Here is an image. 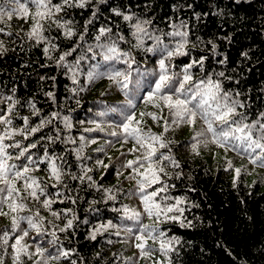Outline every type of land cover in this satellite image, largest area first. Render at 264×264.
Returning a JSON list of instances; mask_svg holds the SVG:
<instances>
[{
	"label": "trees",
	"instance_id": "trees-1",
	"mask_svg": "<svg viewBox=\"0 0 264 264\" xmlns=\"http://www.w3.org/2000/svg\"><path fill=\"white\" fill-rule=\"evenodd\" d=\"M52 2L58 4L61 0ZM20 4L28 8L27 17L19 12ZM95 8L99 9L97 18L89 25L84 39L80 40L85 22L92 18ZM111 8L135 14L133 21L115 16ZM13 9L17 11L9 18L7 13ZM0 12L4 14L0 17V43L6 49L0 54V97L11 96L20 102L9 115L7 108L12 101L0 99V115L12 119L10 127L13 128L23 125L19 119L23 116L29 117V127L38 125L41 120L52 119L50 124L27 140L15 135L4 141L6 144L19 141L22 147L40 141L37 148L30 150L36 160L32 167L36 170L29 175L42 181L41 187H47L46 195L40 196L39 200L28 197L22 201L26 204L24 211L12 213L7 204L0 206V210L7 213L0 215V236L8 233L7 244L0 240L3 263L13 264V249L10 246L15 237L25 230L29 234L24 237L23 243L29 245V253H34L37 246L46 251L44 258L38 255L29 258L22 254V264H37V261L45 264V260L47 264H72L73 261L75 264L129 263L127 239L134 238L143 219L128 218L141 204L138 199L137 204L135 202L134 181H130L134 180L133 169L138 165L134 164L132 168L125 165L129 160L135 161L145 154V149L140 148L134 139L124 136L121 125L125 115H131L135 118L133 127H139L143 133L163 134L167 143L166 148H159L158 144L156 147L157 155L163 153L171 157V160L162 162L167 175L158 173L162 182L169 186L160 196L171 199L162 201L158 196L156 201L163 205L174 203L176 198L182 199L184 203L180 207L184 208V213L181 220L186 218L185 223L192 222L191 227H182L178 221H167L160 226L167 238L176 237L180 241L173 245L176 251H169V264H264V180L248 184L247 172L243 169L235 174L229 164L230 159H217L214 164L208 160V156L213 158L218 151H233L239 153L242 159L249 160L248 168L260 150L249 156L243 147H219L212 143L211 134L205 132L206 125L202 120L197 119L194 125L175 124L172 123L175 117L163 104L156 107L151 102H145L146 93L154 87L150 83L155 79L151 73L158 70L157 62L161 56L145 51L153 47L152 39L144 38L142 47H133L136 40L130 27L136 17L150 19L152 25L148 28L149 32L160 35L161 31H172L171 24L185 21L189 31L187 50L190 56H177L170 62L166 61L171 64L169 71L180 72L191 59L206 56L203 73L199 67L191 70L194 79L220 71L232 77V80L224 81V87L233 92L235 99L244 103L245 107L237 111L246 114L247 122L251 123L264 112V0H108L107 4H98L97 0H93L92 5L73 7L57 14V19L73 23L65 28L52 24L50 30L43 33L46 37L55 38L52 40L57 45L54 51L47 40L38 43L28 35L33 27L32 14L35 12L31 0H0ZM45 27L48 28V23ZM69 27L76 32L70 38L64 35ZM100 27L111 28V39L117 42L120 52H130L134 58L127 90H121L107 75L92 81L88 79L89 71L107 73L114 69L125 71L128 67L120 61L103 60L101 49L96 45L107 43L108 37H101L99 42L95 40ZM119 35H123L127 42L120 41ZM168 41L169 38L164 37V42ZM209 41L217 45L215 51ZM193 43L196 47L192 46ZM45 47L49 48L52 59L45 55ZM89 47L92 51L88 50ZM73 48L76 50L66 57L68 66H64L63 62L58 65L59 56ZM245 52L247 57L242 55ZM225 58L224 64L218 63ZM69 67L75 69V77ZM138 79L139 85L136 84ZM49 92L54 94V99L46 95ZM236 92L240 93L238 97ZM129 99L136 105L134 109L128 106ZM29 101L39 110V115L32 114ZM113 108L116 111H112ZM53 112L58 113L56 118L51 117ZM141 113L145 115L141 116ZM148 113L162 119L153 120ZM64 117L68 118L70 128L66 127ZM165 120L170 125L166 132ZM5 127L8 126L0 125V132ZM112 132L119 135L112 136ZM198 132L205 134L196 137ZM57 134L59 139H56ZM42 136L53 137L55 143L41 140ZM81 136L85 139L81 140ZM93 140L94 143L91 142ZM193 144H196L195 150ZM45 148L49 157H63L56 160L57 167L64 173L61 181L51 175L50 162L44 156ZM7 151L15 156L19 149L9 148ZM22 162L23 158L8 161L17 165ZM256 163L261 165L259 161ZM86 169L90 171L85 175ZM73 175L84 176V179L73 180ZM15 183L20 189L17 199L27 197L24 181L17 180ZM0 187L3 185L0 184ZM160 187L161 184H154L146 187V192ZM57 192L62 195L57 196ZM111 196L115 199H110ZM44 199L55 201L50 209L43 207ZM53 211L61 215L53 216ZM37 212L39 216H36ZM14 215L31 216L37 221L43 217L39 234L26 220H21L19 227L13 230ZM68 219H73V227L61 232L59 229L65 227ZM109 220L117 228L101 230L95 239H91L94 229ZM117 231L119 235L115 234ZM53 232L55 243H50L54 240ZM60 251H68L69 255L59 259L49 258L58 256Z\"/></svg>",
	"mask_w": 264,
	"mask_h": 264
},
{
	"label": "snow or ice",
	"instance_id": "snow-or-ice-1",
	"mask_svg": "<svg viewBox=\"0 0 264 264\" xmlns=\"http://www.w3.org/2000/svg\"><path fill=\"white\" fill-rule=\"evenodd\" d=\"M31 3L35 5V12L32 14L34 23L28 35L29 37H34L38 43L47 40L51 44V49L54 51L57 49V45L52 43V40L55 38L46 37L43 33L50 30L52 24H55L57 28H65L66 25H71L73 23L71 20L64 21L62 19H57V14L65 12L66 9H71L73 7L84 8L86 5H92L93 0H61L58 4H54L52 0H31ZM97 3L107 4L108 0H97ZM18 10L25 17L29 15L28 8L23 4L19 5ZM110 10L115 16H122L124 21H133L135 14H125L117 8H111ZM15 11L17 10L13 9L12 12H8L7 16L11 18ZM98 12L99 9L95 8L92 12V18L85 22L84 32L80 34V40H83L84 36L88 33L89 25L93 24V19L97 18ZM3 15L4 14L0 12V17ZM45 23H48V28L45 27ZM150 25H152L150 19H141L139 17H136L135 22L130 25L131 29H133L131 34L136 40L133 47H142L144 38L152 39L154 40L153 47L147 48L145 51L154 52L161 56L157 62L158 70L151 73V75L155 77V79L150 82L154 87L146 93V96L144 97L145 102H151L156 107H160V104H163V106L169 110L170 114L175 117V119L172 120V123L175 124L185 123L188 125H194L197 119L202 120L206 125L205 132L211 134L212 143L217 144L219 147H243V151L248 153L249 156H252V154L259 149L260 153L252 159V162L256 163L259 161L261 166H264V112H261L257 119L253 120L251 123L247 122V115L237 111L238 108L245 107L244 103L235 99L233 97V92L231 90H226L224 87V81L232 80V77L226 76L224 71L203 75L202 78L198 80L194 79L191 70L195 67H199L200 71L203 73L204 62L207 59L206 56H201L198 59H191L189 63L182 67L180 72H170L169 68L171 67V64L166 63V61L170 62L172 58L177 56H190V52L187 50V46L190 43V40L188 39V26L185 21L181 20L179 24L170 25L172 31L167 33L161 31L160 35H155L154 32H149L148 28ZM98 33L99 34L95 36V40L98 42L101 40V37H108L107 43H98L96 45V47L101 49L103 60L106 62L120 61L127 64L128 67L125 71L114 69L107 73H100L94 70L89 71L87 74L88 79L92 81L98 77L107 75L110 80L115 81L121 87V90H127L128 85L131 82L129 77L131 76V65L134 63V58L131 56L130 52H120L117 42L111 39V28L100 27ZM75 34V30L71 27L67 28L64 32V35L69 38ZM164 37L169 38L168 43L164 42ZM118 39L120 41H125L123 35H119ZM197 40H199V37H197ZM209 43L212 44V49L215 51L217 45L211 41H209ZM192 46L196 47V44L193 43ZM75 50L76 49L73 48L70 51L61 54L57 60V64L60 65L63 62L64 66H68L66 57L71 56L72 52ZM88 50L92 51V48L89 47ZM3 51H6V49H3L2 43H0V54H2ZM44 52L49 59H52L48 47L44 48ZM242 55L247 57L248 54L245 52L242 53ZM226 59L227 58L220 60L218 63L224 64ZM76 63L79 64V61ZM69 70L73 71L75 77V69L69 67ZM145 74L147 75V73ZM121 77L122 79H119ZM73 82L75 83V78ZM236 83L238 84L239 81H236ZM136 84H140L139 79L136 81ZM14 91L15 89H13V92ZM46 95L54 99L53 93L49 92L46 93ZM239 95V92L235 93V96L238 97ZM0 99L12 101L7 108L9 115L13 114L15 106L20 103L19 100H13L11 96L6 98L0 97ZM28 103L33 109L32 114L39 115V110L35 108V105L31 101ZM127 103L132 109L136 107L131 99H129ZM111 110L116 111L115 108ZM100 115H104V113H100ZM143 115L145 114L141 113V116ZM147 115H150L153 120L162 119V117H158L154 113H148ZM57 116L58 113L56 112L51 114L52 118H56ZM19 119L23 121V125L19 128H13L10 127L13 124V120L5 115H0V125L8 126L0 132V184L3 185V187H0V206L7 204L8 209L12 213L21 212L26 209V204L22 202L24 199L31 197L39 200L40 196H45L47 185L41 187L42 181L29 175L30 172L36 170L32 167V165L36 164V160L33 159L34 154H32L30 150L37 148L40 141L36 140L30 142L24 147L21 146L19 141L12 144H6L4 141L12 139L15 135H21L23 139L27 140L30 136L40 132L43 127L52 122V119L41 120L38 125L29 127V117L23 116L19 117ZM134 119L135 118L131 115H125L121 127L125 138L127 139L130 137L134 139L140 148L145 149V154L142 158L138 157L135 161L129 160L125 166L132 168L134 164L138 165L133 170L137 175L141 176V180L137 183L139 185V192L142 194L141 199L145 205V211L149 216H155L158 222L159 218L163 217L165 222L178 221L182 227H191V221L185 223L186 218L185 220H181L184 213V208L180 207V205L184 203L182 199L176 198L174 203L163 205L155 201L154 198L160 196L161 193H165L169 187L162 182L158 173H164L167 175L164 166H162V162L171 160V157L164 155L163 153L157 155V144L159 148L167 147V143L163 140V134L156 135L153 133H143L139 127H133ZM64 120L66 122V127L70 128L71 124L68 123V118L64 117ZM136 123L138 125L139 121ZM169 126L168 121L165 120V132L168 131ZM93 130L94 129H85V131ZM100 130L102 131L103 129ZM205 132L196 133V137L203 136ZM111 135L118 136L119 134L117 132H112ZM196 137L193 139H196ZM40 139H47L50 143H55L53 137L45 138L42 136ZM56 139H59V134H57ZM80 139L84 140L85 137L81 136ZM91 142L94 143L95 141L93 140ZM9 148L19 149L18 154L13 156L7 151ZM195 148L196 144H193V149L195 150ZM44 156L50 162L49 167L51 169L52 177L57 181H61L64 173H62V170L57 167L56 160L63 159V157H49L46 148ZM21 158H23L24 162L20 165L8 163L9 160H21ZM145 162L147 163V167H145ZM173 163L175 162L173 161ZM105 167H107V165H105ZM141 168H144V172H140ZM87 171H90V169L85 170V175L87 174ZM235 171L239 174L240 169H236ZM71 178L73 180L80 179L83 181L84 176L77 177L73 175ZM87 178L88 180H91V177ZM17 180L24 181L23 188L24 191L27 192V197H21L19 200L17 197L20 195V189L16 187L15 183ZM154 184H161V187L147 193L146 187H151ZM53 187H55V185H53ZM37 191H39V195L37 194ZM56 195L59 196L62 195V193L57 192ZM109 198L115 199L114 196ZM160 199L162 201H167L171 198L160 196ZM54 202L55 201L51 199H44L43 207L45 209H50L51 204ZM72 202L75 203L74 200ZM125 213L127 215V209H125ZM170 213H179V215H169ZM0 215H7V213L0 210ZM52 215L59 217L61 213L53 211ZM36 216H39V212L36 213ZM139 217L140 214L135 212L132 213L131 216H128L129 219L134 220H139ZM73 219H75V217ZM73 219H68L65 227L59 230L64 232L71 229L73 227ZM21 220H26L28 225L31 228L36 229L39 234L43 217H40V220L37 221L31 216L18 217L14 215L12 217L13 230L19 227V222ZM109 228H117V225L113 224L111 220L106 224H100L99 227L94 229L90 234V238L95 239L97 233ZM124 230L128 232L131 231V229ZM28 234V231H23L22 235H17L15 237V242L11 244L10 247L13 249V264H22V254L29 256V258H31V255H38L41 258H44L46 250L40 246L36 247L34 253H29V245L23 243L24 237L28 236ZM115 234L119 235L120 232L117 231ZM51 235L54 237V240L50 241V243H55V233L53 232ZM7 237L8 233L4 232L3 236H0V240H2L4 244H7ZM135 239L139 241L135 247L140 250L141 256L144 258H150L152 253V249L146 247L148 239H151L153 242L158 241L159 250L165 255L169 251H176L173 245L180 243L176 237L167 238L165 231L147 224L140 225L139 234L135 236ZM68 255V251H60L58 256H50L49 258L59 259L60 256L67 257ZM0 264H3L2 257H0ZM37 264H40V262L37 261ZM45 264H47L46 260ZM72 264H75V261H73ZM157 264H159V262H157Z\"/></svg>",
	"mask_w": 264,
	"mask_h": 264
},
{
	"label": "rangeland",
	"instance_id": "rangeland-1",
	"mask_svg": "<svg viewBox=\"0 0 264 264\" xmlns=\"http://www.w3.org/2000/svg\"><path fill=\"white\" fill-rule=\"evenodd\" d=\"M237 157H238V160L236 159ZM217 159H227V160L230 159L229 164L233 167V172L235 174H237L235 171L236 169H240V170L244 169L248 174L247 181H246L248 184H253L259 179L264 180V166H261L257 163L252 162L247 168V163L249 162V160L242 159L239 153H236L233 151H230V152L218 151L216 152L215 155H213V158L208 156V160L212 164H214L217 161ZM140 172H144V169H140ZM139 180H141V176L137 175L136 172L134 171V180L131 179L130 181H134L135 202L137 204L136 200L138 199V203L141 204V206L136 209L135 213L140 214L139 219H143L142 224H147L153 227H158L160 230H162L160 226L164 225L167 222L163 220V217H160L159 222H158L155 216H149L148 213L145 211V205L142 202L139 191H137V188H139V185L137 182ZM169 215H179V213H170ZM138 234H139V231H137V233L134 235V238L131 236L129 239H127L128 240L127 241L128 242L127 244L128 253L127 254L129 257L128 264H157V262H159V264H169V252L166 255L162 253L159 250V242L158 241L153 242L151 239H148L147 246H146L148 249H152L151 256L150 258L142 257L140 250L135 247V245L139 243V241L135 239V236Z\"/></svg>",
	"mask_w": 264,
	"mask_h": 264
}]
</instances>
